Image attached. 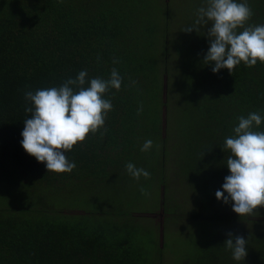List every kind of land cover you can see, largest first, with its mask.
Segmentation results:
<instances>
[{
    "label": "trees",
    "instance_id": "trees-1",
    "mask_svg": "<svg viewBox=\"0 0 264 264\" xmlns=\"http://www.w3.org/2000/svg\"><path fill=\"white\" fill-rule=\"evenodd\" d=\"M169 3L160 10L154 0H0V264H163L161 246L152 252L139 240L135 222L144 215L129 213L120 196L105 204L102 195L108 188L121 195L139 180L146 187L156 170L165 185L168 160H176L203 212L170 210L162 187L164 218L222 224L217 233L195 234L186 264H264V206L239 216L215 195L230 174L225 138L240 116H264V62L213 73L204 61L208 21L197 24L192 49L175 54V79ZM248 4L253 15L244 27L264 24V0ZM114 68L123 79L119 90L104 94L113 105L104 126L66 153L76 163L73 171H48L20 144L31 115L24 93L59 87L81 70L89 79H109ZM176 95L179 140L169 147ZM257 130L264 131V123ZM147 139L153 146L141 151ZM129 162L150 177L133 178ZM77 192L97 194L100 207L74 213L59 206ZM210 205L216 213L206 211ZM229 232L247 240L244 260H234L225 247Z\"/></svg>",
    "mask_w": 264,
    "mask_h": 264
},
{
    "label": "clouds",
    "instance_id": "clouds-1",
    "mask_svg": "<svg viewBox=\"0 0 264 264\" xmlns=\"http://www.w3.org/2000/svg\"><path fill=\"white\" fill-rule=\"evenodd\" d=\"M195 24L212 22L208 31L210 37L204 61L213 65V73L245 63L254 66L257 60L264 62V24L249 25L246 22L253 15L248 0H206V6L198 10ZM243 28L242 31H238ZM195 29L189 26L185 31ZM122 77L115 68L109 79H89L86 70L75 78H68L59 87L41 88L24 93L31 106L25 108L30 118L24 120L20 144L38 162L45 163L48 171L71 172L76 163L66 153L86 136L96 132L105 124L113 105L104 94L109 89L119 90ZM233 129V135L225 138L224 147L230 151L227 158L229 175L224 178L222 188L215 193L218 200L228 204L239 216L254 212L264 206V131L257 130L264 123V116L251 112L240 116ZM151 139L145 140L141 151H149ZM128 173L135 179L150 177V172L129 162ZM141 192L147 191L141 187ZM225 247L236 261L247 256V240L243 235L228 233Z\"/></svg>",
    "mask_w": 264,
    "mask_h": 264
},
{
    "label": "rangeland",
    "instance_id": "rangeland-1",
    "mask_svg": "<svg viewBox=\"0 0 264 264\" xmlns=\"http://www.w3.org/2000/svg\"><path fill=\"white\" fill-rule=\"evenodd\" d=\"M166 1L167 0H154V5L155 7L158 6L161 10V8L164 7L163 2L165 3ZM169 2L168 39L170 41V50L172 53L171 70L173 77L176 79L178 78L177 67L179 64V57L175 54L179 53L181 50L187 52L192 49L191 42L198 30L197 24L194 23L198 15L197 10L204 2H200V0H169ZM159 16L163 23V13L161 12L158 17ZM189 26H193L195 29L192 31H185ZM179 105L180 97L176 95L173 97L171 103L172 114L170 122L172 137L169 136L168 139L169 147L173 146L175 140H179V131L174 123ZM160 175L161 174H158L156 170V179L149 182L146 187H143V181L139 180V182H133V185H131L129 189H125L124 193L122 192L121 195L116 194L118 190H116V192L108 188L104 191L105 194L102 196L105 204H109L113 200V196H120V198L124 199L123 205L125 204V209L129 213L144 215L143 217L139 216L138 219H136L137 222H135V224L138 225L139 240H141V243L148 245L149 248H152V252L156 245L161 246L163 250V264H186L188 262V258L185 257L186 252L188 253L192 250L190 246H192V240L195 234H198L200 231L217 233V231H221L222 224L216 219H211L209 222H200L184 218L172 219L168 218V216L164 218L163 209H160L162 187L164 188V196L168 198L167 203L170 210L174 208V210L178 212L203 211L199 202L195 201V198L193 199L191 185L188 184L187 181L184 182L181 179L182 176L179 175L176 160H168L167 174L164 178V182L167 184L165 183V185L162 186ZM141 187L147 191V195L142 194ZM100 199L101 197L94 193L77 192L73 198L60 199L59 206L72 210L74 213L78 211H90L100 207ZM211 206L213 205H210V207H208L209 209L206 211L216 213V207ZM150 214H153V218L150 217ZM234 224H232V227H234ZM252 229L254 228L252 227L248 231H253ZM163 246H165V249H163Z\"/></svg>",
    "mask_w": 264,
    "mask_h": 264
}]
</instances>
